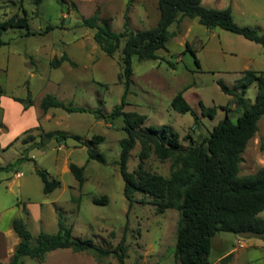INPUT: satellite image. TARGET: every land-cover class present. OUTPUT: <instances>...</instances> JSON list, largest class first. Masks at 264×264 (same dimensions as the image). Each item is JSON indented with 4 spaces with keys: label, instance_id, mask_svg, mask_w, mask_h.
<instances>
[{
    "label": "rangeland",
    "instance_id": "obj_1",
    "mask_svg": "<svg viewBox=\"0 0 264 264\" xmlns=\"http://www.w3.org/2000/svg\"><path fill=\"white\" fill-rule=\"evenodd\" d=\"M157 2L0 1V22L24 17L28 24L27 29L11 28L0 33V167L23 158L13 172L0 174V264L9 262L18 242L10 226L12 219L24 222L34 245L39 232L57 231L58 213L66 218L73 238L91 241L106 250L116 246L126 228L125 264H153L162 255H173L177 211L157 214L154 206L145 203L133 204L128 211L118 166L119 142L126 138V132L122 116L109 115L124 96L123 112L144 116L142 128L169 129L177 134L182 148L203 142L225 115L235 122L242 111L232 96L221 92L217 82L240 96L236 82L242 72L264 71V47L220 28L204 27L196 19L184 18L169 28L176 36L164 49L156 51L157 60L132 58L126 92L124 82L118 79L123 42L108 57L94 42V30L81 26V21L97 12L100 23H107L113 32L123 31L125 17L131 31H144L157 24ZM201 4L213 9L230 7L237 26L264 32V0H202ZM186 44L195 51L198 67L185 49ZM62 55L73 65L64 62L52 68V59ZM180 91L194 116L170 108L171 99ZM255 93L254 84L247 87L243 95L247 106L252 104ZM46 95L85 112L52 108L42 113L39 105ZM203 108H213V117L204 116ZM37 128L76 135L80 142L72 138L51 140L41 148H30L32 142L22 143L28 136L38 142ZM95 138L100 141L83 145ZM139 152L137 142L129 153L128 172L136 169ZM89 153L100 156L103 163L89 159ZM69 164L83 167L85 181L81 187L70 173ZM144 168L165 178L171 171L170 161H160L153 153ZM239 168V176L264 168V116L241 155ZM37 170L47 173L49 180L58 181L59 188L43 194ZM135 197L149 200L141 194ZM94 199L105 202L93 203ZM258 217L264 219V210ZM22 260L24 264H117L112 256L98 258L68 249L47 253L41 263L29 257ZM209 261L264 264V238L219 232L212 239Z\"/></svg>",
    "mask_w": 264,
    "mask_h": 264
},
{
    "label": "trees",
    "instance_id": "obj_2",
    "mask_svg": "<svg viewBox=\"0 0 264 264\" xmlns=\"http://www.w3.org/2000/svg\"><path fill=\"white\" fill-rule=\"evenodd\" d=\"M201 1L158 0L157 24L144 31H131L128 27V19L125 17L123 31L113 32L107 23H100L97 12L83 19L81 26L94 30V42L108 57H112L123 42L122 71L118 79L124 82L126 92L131 76L132 58L136 57L139 61L157 60L156 51L164 49L165 44L176 36L175 32L169 31V28L184 18L196 19L204 27H217L264 47V32L259 33L249 27L237 26L233 22L230 7L206 8ZM27 27L26 18L12 17L0 22V33L11 28L27 29ZM185 49L194 57L193 61L198 67L199 62L195 58V51L190 49L188 44L185 45ZM64 62L73 65L65 55H62L60 58H53L50 66L57 68ZM217 84L221 92L232 96L235 104L241 107L242 111L235 122L225 115L212 127L203 142L191 144L185 148L180 146L177 134L169 129L142 128L144 116L123 112L124 96L120 106L109 115L111 118L122 116L123 129L126 132V138L119 142L118 166L128 211L133 204L145 203L154 206L157 214H163L167 210L178 212L173 252L177 264H211L209 251L213 237L219 232L242 237L264 238V219L258 217V214L264 210V168L252 175L239 176L241 155L257 132L259 120L264 116V71L245 70L242 72V76L236 82V87L241 90L240 96L233 94L224 83L217 82ZM252 84L256 87V93L252 104L247 106L243 95L247 87ZM183 93L180 91L171 99L170 108L179 114L194 116ZM39 107L42 113L52 108L63 109L71 113L85 112L82 108L66 106L51 95L43 97ZM214 113L213 108L202 109V114L206 117L211 118ZM38 138L39 141L34 142L35 138L28 136L22 140V143L32 142L30 148H41L51 140L65 141L72 138L80 142L78 136L63 132H42L40 130ZM96 141L99 142L100 138L84 142L83 145L96 143ZM137 142L140 145L139 163L136 169L128 172L129 153ZM150 153H153L160 161H170L171 171L167 178L144 168V162ZM88 157L103 163L98 155L94 156L89 153ZM22 160L23 158H20L12 164L0 167V174L13 172L14 167ZM68 168L81 187L85 181L83 167L69 164ZM36 174L42 183L43 194H50L59 188V182L49 180L44 171L37 170ZM136 194H141L149 200H137ZM100 202H105V199L93 200V203ZM10 226L18 238V244L11 259L5 264H24L22 260L24 257L41 262L47 253L59 249H68L73 253H91L98 258L112 256L117 264H125V259L128 257L126 228L116 246L111 250H106L95 246L91 241L73 238L71 227L66 224V218L59 213L57 231L52 234L39 232L34 245H31L32 236L21 219H12ZM110 235L114 234L110 233Z\"/></svg>",
    "mask_w": 264,
    "mask_h": 264
},
{
    "label": "crops",
    "instance_id": "obj_3",
    "mask_svg": "<svg viewBox=\"0 0 264 264\" xmlns=\"http://www.w3.org/2000/svg\"><path fill=\"white\" fill-rule=\"evenodd\" d=\"M18 244V242H17ZM16 244V245H17ZM49 253H54V251L52 252H49ZM168 255V258H165V255H162L156 262H154L153 264H177L175 262V259H174V256L171 255V252L170 254H167ZM44 260V259H43ZM43 260L41 262H43ZM40 262V263H41Z\"/></svg>",
    "mask_w": 264,
    "mask_h": 264
}]
</instances>
